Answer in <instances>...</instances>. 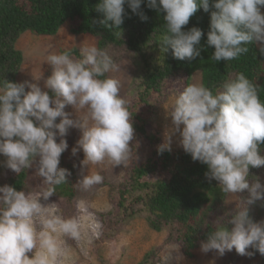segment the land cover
Here are the masks:
<instances>
[{
    "label": "clouds",
    "instance_id": "1",
    "mask_svg": "<svg viewBox=\"0 0 264 264\" xmlns=\"http://www.w3.org/2000/svg\"><path fill=\"white\" fill-rule=\"evenodd\" d=\"M125 4L141 20L148 19L140 11L142 4L163 14L167 33L161 37L163 51L171 50L177 60L201 56L204 32L198 27L184 28L198 9L208 13L210 7L214 10L206 44L214 48L213 61L238 59L249 51L247 45L254 44L264 57V0H99L95 11L103 18L97 23L120 29ZM79 56L75 58L70 51L48 55L52 71L43 88L28 81L4 79L0 83V156L5 157L0 166L18 175L35 164L42 178L37 191L0 186V264H68L65 237L91 244L101 234L102 224L89 210L88 201L78 200V215L70 217L61 213L58 203L49 202L56 186L69 183L72 175L59 166L68 149L65 137L70 128L81 132L71 154L76 156L81 150L84 154L73 184L83 191L104 182L99 172L86 171L87 164L108 160L120 166L130 158V142L135 137L128 101L120 95V81L106 75L119 66L108 48L83 46ZM66 106H72L75 114L86 112L73 119ZM168 116L171 127L157 146L158 154L171 152L172 137L179 133V146L193 161L207 166L205 178L210 183L216 181L225 193L247 192L239 198L235 214H227L231 219L225 216L214 222L219 226L200 242L201 251L223 256L235 249L249 258L256 253L264 256V220L254 221L250 215L251 206L264 202V184L256 176L250 183L249 177L250 167H264L260 148L264 102L257 86L243 73L229 78L215 94L202 83L188 84L176 95ZM227 224L232 225L230 230ZM172 259V252H166L161 264Z\"/></svg>",
    "mask_w": 264,
    "mask_h": 264
},
{
    "label": "trees",
    "instance_id": "2",
    "mask_svg": "<svg viewBox=\"0 0 264 264\" xmlns=\"http://www.w3.org/2000/svg\"><path fill=\"white\" fill-rule=\"evenodd\" d=\"M98 3L99 0H0V83L4 79L19 83L18 75L24 57L16 44L23 34L29 32L52 37L67 22L72 24L74 35H90L97 39V48H108L117 65L129 59L136 70L125 100L132 116L134 134L142 136L152 149L143 162L130 169L122 185L111 186L110 196L115 200V205L111 211L110 233H106V238L115 239L124 225L131 224L135 219H143L151 230L168 234L166 245L178 243L184 255L192 258L194 251L200 249V242L219 226L214 222L225 216L231 219V215L235 214L227 206L229 193L223 192L216 181L210 183L205 178L207 166L193 161L183 149L158 154L157 146L161 141L147 133L149 121L141 113L142 109L147 108L149 119L155 120L153 115L157 110L152 109L156 98L163 99L176 80H180L184 87L191 84L198 72L201 73L202 84L214 94L229 78L243 73L257 86L259 98L264 102V57L259 55V47L254 44L247 45L249 51L238 59L213 61L214 48L206 44L210 13L214 10L211 7L208 13L202 8L198 9L184 28L198 27L204 32L201 56L193 61H181L173 58L171 50L167 53L163 51L161 37L167 34L163 14H157L142 4L140 11L148 19L141 20L125 4L124 22L120 29H114L97 23L103 18L95 11ZM68 51L75 58H80L79 49ZM106 75L109 76V73ZM260 148L261 155H264V144ZM4 160L5 157L0 156V162ZM59 166L68 169L72 175L68 178L69 183L56 186L54 195L71 203L76 196V186L73 184L78 178V163L61 156ZM29 170L25 169L17 175L0 166V186L8 184L18 191H24ZM263 172L264 167H250V183L251 177L260 178ZM246 196V191L241 193V197ZM262 204L264 202H257L250 208L254 221L264 220ZM226 226L229 230L232 227L230 224ZM251 259L264 264V256L259 253ZM159 262L160 252L153 249L139 264Z\"/></svg>",
    "mask_w": 264,
    "mask_h": 264
},
{
    "label": "rangeland",
    "instance_id": "3",
    "mask_svg": "<svg viewBox=\"0 0 264 264\" xmlns=\"http://www.w3.org/2000/svg\"><path fill=\"white\" fill-rule=\"evenodd\" d=\"M264 13V10H261ZM72 24L67 22L55 36H37L32 33H25L18 40L16 47L23 53V64L18 75V81H28L30 83H39L43 88L44 80L51 75V66L48 65L47 56L50 54H59L62 51H68L73 48L80 50L83 46H96L97 39L90 35H74L71 31ZM258 45V44H257ZM259 47V45H258ZM119 70L109 72V76L120 81V95L126 99L127 91L132 83L135 74V66L129 59H124L118 64ZM37 80V81H36ZM191 83H202L201 73L198 72L193 76ZM181 81H174L163 99L156 98L154 108L157 110L153 119H149L147 108L142 109L144 117H148L146 131L149 135L157 136L160 143L163 142L165 130L171 127V119L168 116L172 110L175 97L179 91L183 90ZM28 89H26L27 91ZM66 112L72 113L73 119L77 116H83L86 110H77L72 106H66ZM59 119V118H58ZM183 127V126H181ZM81 132L78 129L70 128L65 139L68 143V149L61 156L68 160L72 159L78 163V178L81 171V161L84 159L82 150L76 156H72V148L80 138ZM134 140L130 142L131 155L125 165L116 166L112 162L105 160L100 164H87V172H99L104 177L101 185L94 186L89 191H83L76 187L75 199L69 203L67 199L53 195L49 202L58 203L61 213L65 217L78 215L76 203L84 199L91 205L90 211L102 224L101 234L94 237L91 244L77 242L71 238L65 237L69 249L68 264H139L145 255L155 249L160 252V262L163 254L172 252L173 259L169 264H259L247 256H241L236 253L235 249L231 252H225L220 256L215 251L203 253L201 249L194 251V256L188 258L184 255L182 246L178 243L166 245L167 233H157L151 230L147 222L143 219H135L131 224L124 225L122 232L115 239H107L106 233H110V222L113 219L111 211L115 205V200L111 198V186L122 185L130 169L136 164L141 163L151 153V146L146 143L142 136L134 134ZM179 133L172 137V151L181 150L179 146ZM59 141V138H58ZM12 172V171H11ZM77 178V179H78ZM260 182L264 184V172L260 175ZM42 184V178L36 172V165L29 170L28 181L25 191H37ZM241 193H229L227 206L236 211V206ZM179 256L180 259L175 258Z\"/></svg>",
    "mask_w": 264,
    "mask_h": 264
}]
</instances>
